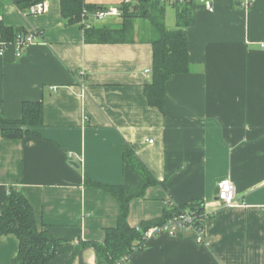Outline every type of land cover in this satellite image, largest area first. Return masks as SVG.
<instances>
[{"label":"crops","instance_id":"crops-1","mask_svg":"<svg viewBox=\"0 0 264 264\" xmlns=\"http://www.w3.org/2000/svg\"><path fill=\"white\" fill-rule=\"evenodd\" d=\"M49 1L48 13L25 17L0 0V21L42 34L20 57L12 47L0 54V111L18 120L25 101L44 103V123L30 127L37 134L5 138L0 125V214L10 187L18 188L38 228L66 242L48 264H97L94 247L79 245L103 242L120 206L86 178L138 188L124 161L130 146L159 181L131 201L130 225L162 217L169 202L200 200L207 243L192 230L161 232L129 264H264V0L247 9L233 0H213L214 12L190 8L192 70L169 81L165 112L145 95L149 39L87 43L61 0ZM227 177L237 190L231 207L217 196ZM19 245L14 234L0 236V264H12Z\"/></svg>","mask_w":264,"mask_h":264},{"label":"trees","instance_id":"trees-1","mask_svg":"<svg viewBox=\"0 0 264 264\" xmlns=\"http://www.w3.org/2000/svg\"><path fill=\"white\" fill-rule=\"evenodd\" d=\"M35 0H18L22 7H27ZM234 2V1H233ZM235 5H238L234 2ZM62 13L69 22H76L84 8L94 10L99 7L86 0H61ZM1 10V9H0ZM124 14L119 22L97 24L96 22L84 30L87 43H131L141 37L135 36L136 22L143 19L150 25L147 31L153 45L152 80L145 86V95L151 106L165 112L167 85L174 75L188 73L192 70L188 48V28L191 25V10L188 7L178 8L176 25L169 28L165 22V7L148 0H141L134 8L124 6ZM25 31L23 27L7 26L0 21V39L11 40ZM44 103L42 101H25L22 117L10 120L0 111V125L5 138L17 139L27 135H35L30 127L44 122ZM124 161L141 179L138 188L126 189L124 186L106 185L86 178V184L111 193L118 201L120 211L117 225L106 230L103 242H84L80 246H92L97 254V264H116L133 248L144 240L145 232L153 227L166 223L170 218L183 212L197 215L198 226L204 227L205 204L194 200L188 205L169 206L162 217L143 221L137 227L129 223L130 203L135 198L144 197L150 186L159 181L136 155L132 147L126 146ZM14 234L20 245L12 264H48L58 254L65 241L57 239L48 230H40L37 225L33 207L28 198L18 188L11 186L7 194L2 213L0 214V236ZM77 251L75 252V254Z\"/></svg>","mask_w":264,"mask_h":264},{"label":"built area","instance_id":"built-area-1","mask_svg":"<svg viewBox=\"0 0 264 264\" xmlns=\"http://www.w3.org/2000/svg\"><path fill=\"white\" fill-rule=\"evenodd\" d=\"M19 7L22 14L25 17L43 15L49 12L50 10V1L49 0H35L34 3L27 7H22L18 0H8ZM141 0H122L120 5L113 6H99L98 8L91 10L89 8H84L82 11L81 17L77 22H79L82 27L88 28L92 23L97 22L108 17H122L124 14V6L129 5L135 7ZM158 3L162 7H172L174 10L178 8L188 7L191 8L194 4L200 3L205 6L209 12H214L215 6L213 0H148ZM241 8H249L251 6V0H233ZM40 31L34 30H25L19 32L14 39H0V54L3 55L6 50L9 48H14L17 56H22L23 51L30 45L36 44L40 41L41 38ZM264 48V43L262 44ZM147 74H151L152 71L147 70ZM84 77V72L82 73ZM81 94L84 96L86 93V86L84 80L80 82ZM57 88L54 87V90ZM217 196L218 199L222 202L225 207L234 206L237 203V190L234 182L231 178L227 177L220 180L217 184ZM169 206H176L175 203L169 202ZM205 220V215L202 217V222ZM197 215L193 212H183L176 216L170 218L166 223L160 226H153L149 228L144 235V240L142 243L133 248L132 252L124 256L116 264H129V259L131 255L141 249L145 241L152 236L159 234L161 232H166L170 235L176 236L181 234L184 231H194L197 234V242L201 244H206L207 241L203 236L204 227L198 226Z\"/></svg>","mask_w":264,"mask_h":264},{"label":"rangeland","instance_id":"rangeland-1","mask_svg":"<svg viewBox=\"0 0 264 264\" xmlns=\"http://www.w3.org/2000/svg\"><path fill=\"white\" fill-rule=\"evenodd\" d=\"M89 4H96L99 6H113V5H120L122 0H86ZM122 17H108L102 20H98L97 24L103 23H116L120 21ZM165 22L169 28H174L176 25V12L172 7L165 8ZM150 30V25L146 23L143 19H139L136 22V31L135 36L146 38L149 37L147 31Z\"/></svg>","mask_w":264,"mask_h":264},{"label":"water","instance_id":"water-1","mask_svg":"<svg viewBox=\"0 0 264 264\" xmlns=\"http://www.w3.org/2000/svg\"><path fill=\"white\" fill-rule=\"evenodd\" d=\"M76 166H78V164H75Z\"/></svg>","mask_w":264,"mask_h":264}]
</instances>
